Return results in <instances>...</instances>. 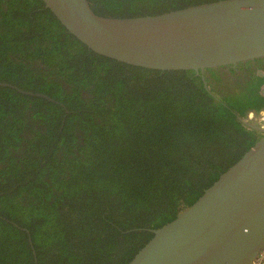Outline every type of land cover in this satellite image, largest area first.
Segmentation results:
<instances>
[{"label":"trees","instance_id":"trees-1","mask_svg":"<svg viewBox=\"0 0 264 264\" xmlns=\"http://www.w3.org/2000/svg\"><path fill=\"white\" fill-rule=\"evenodd\" d=\"M88 1L134 17L215 0ZM225 67L121 63L42 0H0V264L33 249L36 264H126L262 135L240 118L264 109V76Z\"/></svg>","mask_w":264,"mask_h":264},{"label":"water","instance_id":"water-1","mask_svg":"<svg viewBox=\"0 0 264 264\" xmlns=\"http://www.w3.org/2000/svg\"><path fill=\"white\" fill-rule=\"evenodd\" d=\"M42 1L89 50L128 65L198 73L264 58V0H215L134 17L97 15L88 0ZM240 120L260 130L259 139L192 204L151 229L126 264H251L261 255L264 130Z\"/></svg>","mask_w":264,"mask_h":264},{"label":"flooded vegetation","instance_id":"flooded-vegetation-1","mask_svg":"<svg viewBox=\"0 0 264 264\" xmlns=\"http://www.w3.org/2000/svg\"><path fill=\"white\" fill-rule=\"evenodd\" d=\"M240 64V65H239ZM229 66H231L232 68L233 67H236V69H235V73H234V77L236 76V75H238V73H240V72H242L243 70H245V69H256V74H258V75H261V76H264V59H263V61L262 62H260V63H250V65L248 66V65H244V63H240V62H238L237 64H235V65H229ZM260 66V67H262V68H258V67ZM229 68L230 67H225V68H220L219 70H220V74L219 75H221V76H227V75H229V76H232L233 74H231V72L229 71ZM258 68V69H257ZM223 71H225L226 73H223ZM259 72H261V74H259ZM10 86L12 87V88H15V89H18L16 86H13V85H11L10 84ZM19 91H21L22 92V90L21 89H18ZM261 92H262V94H264V84L261 86ZM25 93H27L28 94V92H25ZM32 93V92H31ZM35 93H33L32 95H34ZM41 94V93H40ZM31 95V94H30ZM45 95V94H44ZM36 96V95H35ZM258 112H256V114H257ZM263 115H264V112H263ZM256 117H257V115H255L254 117H253V119L254 120H256ZM257 119H259L260 121H262L263 119H262V117H257ZM251 124L253 125V126H255V127H258V128H260V129H264V127H261V126H259L257 123H256V121H252L251 122ZM261 125H263L264 126V122L263 123H261ZM249 127V126H248ZM250 128H252V127H250ZM255 129V128H254ZM257 132H259V133H261V131L260 130H257V129H255ZM262 134V133H261Z\"/></svg>","mask_w":264,"mask_h":264},{"label":"built area","instance_id":"built-area-1","mask_svg":"<svg viewBox=\"0 0 264 264\" xmlns=\"http://www.w3.org/2000/svg\"><path fill=\"white\" fill-rule=\"evenodd\" d=\"M263 112L264 110H261L259 111L257 114L256 112L254 111H250L248 114H247V117L246 119L249 121V122H252V121H256V123L263 127V125H261V121L259 119H257V117H262L263 119ZM257 115L256 117V120L253 119V117ZM251 264H264V249L261 250V255L260 256H257V258L251 263Z\"/></svg>","mask_w":264,"mask_h":264},{"label":"bare ground","instance_id":"bare-ground-1","mask_svg":"<svg viewBox=\"0 0 264 264\" xmlns=\"http://www.w3.org/2000/svg\"><path fill=\"white\" fill-rule=\"evenodd\" d=\"M264 122V115H263V120L261 121V123H263ZM264 127V126H263ZM263 129V128H262ZM264 130V129H263Z\"/></svg>","mask_w":264,"mask_h":264},{"label":"rangeland","instance_id":"rangeland-1","mask_svg":"<svg viewBox=\"0 0 264 264\" xmlns=\"http://www.w3.org/2000/svg\"><path fill=\"white\" fill-rule=\"evenodd\" d=\"M264 110V109H263Z\"/></svg>","mask_w":264,"mask_h":264}]
</instances>
